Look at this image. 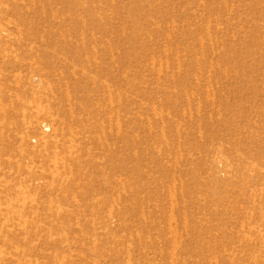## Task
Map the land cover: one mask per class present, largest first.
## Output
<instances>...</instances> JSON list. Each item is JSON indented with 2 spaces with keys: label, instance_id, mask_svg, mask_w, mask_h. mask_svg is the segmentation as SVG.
<instances>
[{
  "label": "rangeland",
  "instance_id": "1",
  "mask_svg": "<svg viewBox=\"0 0 264 264\" xmlns=\"http://www.w3.org/2000/svg\"><path fill=\"white\" fill-rule=\"evenodd\" d=\"M0 264H264V0H0Z\"/></svg>",
  "mask_w": 264,
  "mask_h": 264
}]
</instances>
